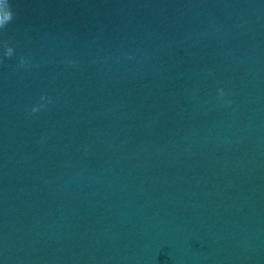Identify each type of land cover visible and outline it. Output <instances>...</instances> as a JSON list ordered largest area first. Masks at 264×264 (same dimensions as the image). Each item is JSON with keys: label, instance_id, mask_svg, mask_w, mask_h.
<instances>
[{"label": "water", "instance_id": "water-1", "mask_svg": "<svg viewBox=\"0 0 264 264\" xmlns=\"http://www.w3.org/2000/svg\"><path fill=\"white\" fill-rule=\"evenodd\" d=\"M0 264H264V0H0Z\"/></svg>", "mask_w": 264, "mask_h": 264}]
</instances>
